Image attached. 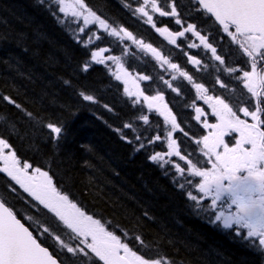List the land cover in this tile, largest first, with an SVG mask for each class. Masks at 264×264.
Returning <instances> with one entry per match:
<instances>
[{
    "label": "trees",
    "instance_id": "obj_1",
    "mask_svg": "<svg viewBox=\"0 0 264 264\" xmlns=\"http://www.w3.org/2000/svg\"><path fill=\"white\" fill-rule=\"evenodd\" d=\"M83 3L110 27L124 28L137 40L172 57L195 81L215 79L214 74L221 73L223 66L246 68L241 51L230 43V38L222 30L217 32L213 21L205 23L206 13L198 16L192 10L193 0L156 3L165 11L176 3L186 23H195L210 38L215 36L212 42L218 54L223 45L225 65L203 57L208 71L204 75L197 73L180 50L164 41L135 12L141 0ZM57 13L53 0H0V96L12 97L33 115L30 120L24 112L0 100V116L5 118L0 119V134L9 138L17 157L32 168L47 171L59 191L145 258H171L175 264H264V250L215 222L208 200L194 202L187 196L193 188L185 184L172 163L150 159L156 152L166 150L168 129L164 121L143 104L134 111L133 99L127 96L123 84L107 67L92 62L91 52L108 47L123 58L128 70L149 75L151 80L143 84L147 95L165 93V74L160 63L150 53L138 50L133 42L121 43L111 36H102L95 45L81 43L74 22L64 21L62 13ZM173 18L163 17L158 25L179 30L170 22ZM86 62L90 67L83 71ZM148 84L150 89L145 87ZM82 93L92 95L93 100H84ZM180 111L177 110L178 115ZM143 115L149 117L147 124L138 119ZM178 121L187 133L179 139L182 155L187 153L199 163V146L193 135L199 136L201 131L190 114ZM48 122L65 126V136L58 146L48 140ZM128 123L133 125L131 131L124 127ZM157 135L160 141L155 140ZM135 136L141 137L139 144ZM140 144L146 147L141 149ZM8 183L0 175V198L27 226L31 225L34 235H39L38 240L59 261L93 263L89 255L67 253L55 235L74 247L77 242L73 233L61 222L57 225L46 209L11 191ZM41 225L51 226L52 235L42 234Z\"/></svg>",
    "mask_w": 264,
    "mask_h": 264
},
{
    "label": "snow or ice",
    "instance_id": "obj_2",
    "mask_svg": "<svg viewBox=\"0 0 264 264\" xmlns=\"http://www.w3.org/2000/svg\"><path fill=\"white\" fill-rule=\"evenodd\" d=\"M151 6L154 13H159L160 17L171 16L176 18V25H184L182 30L170 32L167 27L157 28L153 21V16L149 15L146 10ZM58 13L70 16L71 18L83 17L84 27H79L80 33H84L88 41L92 40V36H88V25L98 23L100 29L109 36L116 37L118 40L132 41L138 48L147 53H151L152 57L163 67L167 65L173 73L185 78L189 82H193V77L185 71H181L176 63L163 56L151 44L137 40L133 34L124 28L111 27L104 19L91 9H86L83 0H58ZM79 9V10H78ZM193 11L198 16L207 13V20L214 21L217 25V32L222 30L230 43L237 46L242 53V61L244 65H248L250 59V71L244 68L226 67L221 69V74L226 72L230 79L235 74V79L242 84L243 89L247 90L252 98H255L253 104L251 100L246 101L247 106L237 107L234 111L233 107L226 102V98L219 96L213 97L208 95V89L203 83H193L196 90L197 98L203 100L210 108L211 115L217 120L216 123H208L204 121L203 127L208 129V134L204 135L202 140L196 141L197 145L202 144L201 149L208 163H211V170H202L198 167V162L188 156L187 153L181 154V148L177 141L172 138L173 131L180 128L177 124L175 116L172 115L168 104L165 103L163 93L157 95H145L140 89L139 83L135 78L130 79L127 71L124 70L120 57L107 55L105 53L109 49L101 48L98 51L91 52V61L98 64H105L106 61H113L124 77V83H132L134 89L125 87L124 91L128 97L135 98L133 101L134 111H139L141 98L143 103L147 105L149 110L155 108L165 122H169L172 131L167 133V157H178L180 161H186L184 166L180 163L174 165L176 173H179L188 187L193 191H188L187 196L194 202L198 201L200 194L203 197H212L211 205L215 209L217 202L223 194L227 193L231 197V205L236 206L235 214H225L220 211L215 215L216 221H223L226 228H232L233 225H239L248 229L247 236L249 238L258 237L259 245L264 246V0H195ZM86 12V14H85ZM141 18L146 17V22L156 28V31L165 36L168 43L181 47L178 38H185L186 34L195 37L199 43H188L183 45L184 48H200L210 50L211 57L218 61L220 65H225L226 61L222 58L225 55L223 45H220V54L217 53V47L213 45L215 36L209 37L202 34L195 23H186V18H182L177 11V4L171 5L170 11L163 10L157 5L156 0H143V4L135 9ZM101 39V36H96ZM84 43L83 40L80 41ZM187 55V60L194 67H201V60L196 56ZM206 66V65H205ZM90 63L86 62L83 71H88ZM259 67V71H258ZM242 73V75H241ZM121 74H116V80L122 79ZM173 75L171 80H176ZM140 81H150L149 75L139 76ZM163 80V77H161ZM164 84L173 92L179 94V89L173 86L169 80H163ZM220 88L226 89L227 83L217 79ZM238 84V86H239ZM150 89L151 85L145 86ZM86 101H92V95L81 94ZM0 100L7 102L17 110L22 111L31 120L33 115L23 109L15 99L10 96H0ZM195 107V105H193ZM254 109V110H252ZM238 113H242L241 118ZM204 111L200 107H195V119L201 121ZM247 118H250L251 122ZM0 119H5L0 116ZM138 119L143 120L145 124L149 122L147 115L139 116ZM129 131L133 125L128 123L124 125ZM15 130V124H12ZM48 130V140L57 146L61 139L65 136V126L59 122H48L46 124ZM183 131V130H181ZM238 134V138H235ZM186 136L187 133H184ZM226 137L234 139V146H229ZM151 139V138H149ZM161 137L157 135L156 141H160ZM134 140L139 144L141 137L135 136ZM133 140H129L132 143ZM146 145L140 144V148L144 149ZM7 150V151H6ZM153 162H163L171 164L170 160L165 159V154L156 152L150 156ZM0 173H6L15 185H18L24 193H27L34 201L43 206L48 213L53 215V219L62 222L67 229L75 234V238L80 239V243L85 247H73L66 244L59 235H55L58 241L67 253L73 255L91 254L98 257L103 264H175L171 258H145L144 255L137 254L132 250L128 243L121 242L120 237L114 235L111 231L105 229L104 224L100 220L94 219L91 215H87L80 207L77 206L69 196L63 194L57 189L53 183L52 176L47 171L35 168L31 172L32 165L23 162L17 157V153L12 149L9 138L0 134ZM187 169V173L185 172ZM246 173V175H245ZM196 178H199L198 180ZM227 181V185H225ZM14 187V186H13ZM184 189V184L180 185ZM229 205V207H231ZM215 214V213H214ZM29 226L22 223V218H18L12 207L7 206V202L0 200V264H63L58 261L49 251L48 247L42 246V242H38L39 235L34 236ZM42 234L51 236V226L41 225ZM90 238V242H89ZM139 239V237H137Z\"/></svg>",
    "mask_w": 264,
    "mask_h": 264
},
{
    "label": "flooded vegetation",
    "instance_id": "obj_3",
    "mask_svg": "<svg viewBox=\"0 0 264 264\" xmlns=\"http://www.w3.org/2000/svg\"><path fill=\"white\" fill-rule=\"evenodd\" d=\"M181 71H185L183 68L179 67ZM173 75H178V73L175 74H169V78L167 80L171 81L173 83L174 87H177L179 89V94L177 92H173L171 91V89H169L167 87V97H168V106L169 109L171 110L172 114L177 115V111L176 108H179L180 110L182 108H184V105L182 103H180L181 100H191V103H193L196 107H200L203 109L204 111V116L202 117V119L207 120L208 123H216L217 120L214 116L211 115V108L203 101V100H199L197 98V93L196 90L193 86H188L187 81L185 80H175L172 81L171 78ZM204 84V82H202ZM211 83V82H210ZM225 83H227L228 87L226 89L220 88V86L216 83V81L213 82V84L218 85L217 89L218 90H213V87H207L205 86V88H207L208 91V95H211L213 97H222V98H226V102L229 103L230 106L233 107V110L236 111L237 107H243V106H247L246 101H248L250 99L249 96H241V97H237L236 98V94L238 92H242V90L237 89L236 87V82L235 81H226ZM247 93V90H246ZM248 94V93H247ZM190 105L187 107V111L191 114H193V110L194 107ZM182 111V110H181ZM238 115L241 116V118H244L242 113H238ZM262 130H264V127H262ZM206 131V135L208 134V129H205ZM235 138H238V134H236ZM226 142L229 143V146H234V139H230L228 137H226ZM0 167H2V165H0ZM6 174V173H3ZM7 175V174H6ZM246 175V173H245ZM225 185H227V181L224 182ZM224 198L225 201H227L228 206L231 205V197L230 195H228L227 193L223 194L222 196ZM230 210L235 209L233 212L235 214L236 212V206L235 205H231V207H229ZM259 240L258 237H253Z\"/></svg>",
    "mask_w": 264,
    "mask_h": 264
},
{
    "label": "rangeland",
    "instance_id": "obj_4",
    "mask_svg": "<svg viewBox=\"0 0 264 264\" xmlns=\"http://www.w3.org/2000/svg\"><path fill=\"white\" fill-rule=\"evenodd\" d=\"M54 2H56V3H58V0H53ZM70 2H72V3H75V0H70ZM142 4H143V0H141V4H140V6H142ZM139 6V7H140ZM85 8H86V6H85ZM87 9V8H86ZM79 10V9H78ZM148 12H149V15H152L153 17H154V15H155V13L152 11V9H151V6H150V3H149V6L147 7V9H146ZM85 14H86V12H85ZM62 16H63V20L64 21H70V22H74V24L76 25V29H77V35H78V38L80 39V40H83L84 41V43L86 44V45H95V43L98 41L97 39H96V36H104V35H107V36H109L106 32H104L102 29H100V26H99V24L98 23H96V24H90V25H88V29H90L91 31H89L88 32V36H92V40L91 41H88V38H87V36L84 34V33H80V31H79V27H84V25H83V17L81 16V17H79V18H71L70 16H65L64 14H62ZM146 20H147V18L146 17H144ZM110 29H111V27L109 28V31H110ZM117 30H119V29H117ZM112 37V36H111ZM113 38H116V37H113ZM117 39V38H116ZM179 39V38H178ZM100 40V39H99ZM118 40V39H117ZM191 39H186L184 42H189ZM119 42H132V41H127V40H123V41H121V40H118ZM135 45V44H134ZM135 47H137L136 45H135ZM101 48H105V49H109V51H107L106 53H105V56H107V55H112V56H118V57H120V61H121V63L123 64V67H124V70L125 71H127L126 70V68H125V65H124V62H123V59H122V57L120 56V55H117V54H114L113 52H112V50L110 49V48H108V47H101ZM101 48H96V49H94L93 51H98L99 49H101ZM129 51V50H128ZM95 63V62H94ZM98 64V63H97ZM101 65H105V66H107L109 69H110V71L112 72V74L115 76L116 74H121L122 75V73L120 72V70L117 68V66H116V64L113 62V61H106V63L105 64H101ZM163 68L165 69V71L167 72V70H168V68H166V65H164L163 66ZM169 71H170V73L171 74H175V73H173L170 69H169ZM127 73L129 74V78L130 79H132V78H135L136 79V82L137 83H139V85H140V89H141V81L138 79V77H139V75H136V74H134V73H132V74H130L128 71H127ZM241 75H242V73H241ZM119 81H121L122 83H123V85H124V88L125 87H128V88H131V89H133V90H135L134 89V86H133V84L132 83H129V84H125L124 83V77H123V75H122V79L121 80H119ZM222 98V97H221ZM141 101H143L142 100V98H141ZM228 103V102H227ZM146 105V104H145ZM147 106V105H146ZM196 107V106H195ZM195 107H194V113H195ZM151 111H156L155 110V108H153V109H151ZM173 115V114H172ZM174 116V115H173ZM248 119V121L249 122H251V120H250V118H247ZM199 123L201 124V125H203V123H204V120L203 119H201V121H199ZM165 124L167 125V127H168V132L169 131H172V126H171V124L169 123V122H165ZM179 131V128L177 129V130H175V131H173V135H172V138L173 139H175V133L176 132H178ZM176 140V139H175ZM166 143L168 144V140L166 141ZM178 144V143H177ZM179 146V145H178ZM7 151V150H6ZM167 151H168V148H166V151L165 152H162V154H165V159L166 160H170L171 161V163H172V165L174 166L176 163H181V162H186V161H180L179 160V158L178 157H167L166 156V153H167ZM181 154H182V152H181ZM0 165H2V163H0ZM32 170H34L33 168L32 169H30L29 171L31 172ZM208 170V169H207ZM197 180L199 179V178H196ZM198 199H207V200H209L210 201V203H211V199H212V197H203V194H200V197H198ZM221 199H222V197H221ZM221 199L217 202V205H216V208L214 209V211H215V215H218L219 214V212L220 211H224L225 212V214L227 215V214H233L231 211H230V209H229V206H228V204H223L222 203V201H221ZM216 220V219H215ZM218 223H220L223 227H224V225H223V221L221 220V221H217ZM240 227V229L242 228L241 226H239ZM226 228V227H225ZM73 236H75V234L73 233ZM80 239H82V238H77V244L74 246V247H85L84 245H82L81 243H80ZM89 242H90V238H89ZM88 252H89V254L88 255H91V256H93L95 259H96V261L97 262H94L93 264H103V261H100L99 260V258L98 257H95V255L94 254H91L90 253V250H87Z\"/></svg>",
    "mask_w": 264,
    "mask_h": 264
},
{
    "label": "water",
    "instance_id": "obj_5",
    "mask_svg": "<svg viewBox=\"0 0 264 264\" xmlns=\"http://www.w3.org/2000/svg\"><path fill=\"white\" fill-rule=\"evenodd\" d=\"M50 251V250H49ZM54 258H56V257H54Z\"/></svg>",
    "mask_w": 264,
    "mask_h": 264
},
{
    "label": "bare ground",
    "instance_id": "obj_6",
    "mask_svg": "<svg viewBox=\"0 0 264 264\" xmlns=\"http://www.w3.org/2000/svg\"><path fill=\"white\" fill-rule=\"evenodd\" d=\"M227 77V76H226Z\"/></svg>",
    "mask_w": 264,
    "mask_h": 264
}]
</instances>
